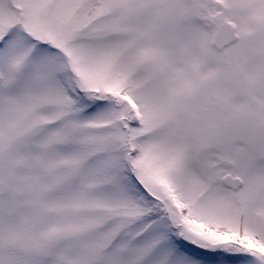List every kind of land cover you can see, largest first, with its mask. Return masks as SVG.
Here are the masks:
<instances>
[{"label":"snow or ice","instance_id":"6c2138e0","mask_svg":"<svg viewBox=\"0 0 264 264\" xmlns=\"http://www.w3.org/2000/svg\"><path fill=\"white\" fill-rule=\"evenodd\" d=\"M0 264H264V0H0Z\"/></svg>","mask_w":264,"mask_h":264}]
</instances>
